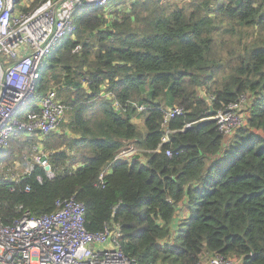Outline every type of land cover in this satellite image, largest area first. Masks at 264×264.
I'll list each match as a JSON object with an SVG mask.
<instances>
[{
    "label": "trees",
    "instance_id": "16d2710c",
    "mask_svg": "<svg viewBox=\"0 0 264 264\" xmlns=\"http://www.w3.org/2000/svg\"><path fill=\"white\" fill-rule=\"evenodd\" d=\"M167 3L75 13L74 40L68 35L48 56L36 86V95L56 89L69 118L62 134L43 141L54 177L38 164L15 182L0 177V220L50 214L57 200L75 198L85 205L86 231L117 224L123 253L138 264H202L214 255L264 264V0ZM103 85L121 105L148 107L144 135L134 111L115 112L100 97ZM241 97L245 125L222 137L208 112ZM161 106L185 114L168 124L175 132L154 153ZM11 143L30 150L36 139ZM131 145L146 162L114 164L101 187L99 174ZM180 203L188 214L172 227Z\"/></svg>",
    "mask_w": 264,
    "mask_h": 264
},
{
    "label": "built area",
    "instance_id": "2783aa9c",
    "mask_svg": "<svg viewBox=\"0 0 264 264\" xmlns=\"http://www.w3.org/2000/svg\"><path fill=\"white\" fill-rule=\"evenodd\" d=\"M25 6L20 0H0V153L9 142L21 135L36 137L40 141L57 133L64 120L66 106L53 90L36 95L41 66L52 51L60 47L65 36L75 32V13L84 8H106L113 0H31ZM80 46L74 53L80 51ZM81 85H87V79ZM100 97L110 101L115 112L126 109L145 114L148 107L134 101L121 105L101 86ZM245 98L230 103L214 112L211 119L222 137L231 136L245 125L246 111L242 110ZM162 137L158 147L169 143L168 124L184 116L178 106L159 108ZM19 114L21 117L19 118ZM39 145L33 147L36 150ZM41 148V147H40ZM138 150L133 146L120 151L99 174L104 186L111 166L120 162L131 165ZM170 156V152H166ZM43 156L42 167L48 166ZM141 164H144L138 159ZM45 171V170H44ZM48 180L54 173L45 171ZM39 183L40 177L36 178ZM27 191V190H26ZM56 210L50 214L33 216L24 211L9 224L0 220V264H138L122 251L120 227L105 224L96 233L86 231L85 205L75 198L59 199ZM21 209V208H20ZM205 264H239L238 260L211 256Z\"/></svg>",
    "mask_w": 264,
    "mask_h": 264
},
{
    "label": "rangeland",
    "instance_id": "374dc122",
    "mask_svg": "<svg viewBox=\"0 0 264 264\" xmlns=\"http://www.w3.org/2000/svg\"><path fill=\"white\" fill-rule=\"evenodd\" d=\"M20 1L22 3L24 2L25 6H32V5H34L32 3L35 2V1H31V0H20ZM117 1L118 0H113L112 2H110V4L108 6L113 5V8H114L113 11L115 13L125 14L124 13L125 12V8H127L128 4L132 0H128L126 3H123L122 1L121 2H117ZM194 1L195 0H167V2H168L167 4L183 6V5H186V4H192ZM198 1L200 2L202 0H198ZM164 3H166V0H164ZM115 4H118V7H115ZM108 6L106 7V10H108ZM71 37L74 40V35L71 36ZM66 38H67V36H65L62 39V43L66 40ZM223 38L224 39H228V35H224ZM54 51H52V53ZM48 66H49L48 57H46L44 59L43 63H42L41 70L44 69V68H46V70H47ZM51 90H53V91H55L57 93L56 89L51 88ZM200 94L202 95L203 92H201ZM245 104H246V102L244 104H242V110H244V111H245ZM18 117L20 118L21 115L19 114ZM133 118H134V121L136 122L134 124L139 128L141 134L144 135L145 134V130L143 128V118H144L143 114H134ZM68 120H69V118H68L67 112H66L65 116H64V120L61 123V126H60V128H59V130L57 132L58 134H62L63 133L62 131H65V130H63L64 129L63 126L65 124H67ZM65 133H67V135H70L68 132H65ZM70 137H73V136L70 135ZM76 138H78V137L75 136V139ZM227 138H225V139H227ZM15 139H19V138L15 137ZM13 143H11V145H10V142H9L8 147L4 151H2L1 154H0V157L4 156L5 158L9 154H12V158L7 159V160H5V161L0 163V177L2 179H6V180H10L12 182H15L18 179H20V177L22 175L28 174L32 170L33 164H38V165L42 166V161L41 160H43V156H42L43 154L41 153V148L40 147H37L36 150L32 149L36 145L31 147L32 150L31 149L29 150V148L27 150V149H25V146H18V145L13 146ZM131 146H133V145H131ZM133 147H135V146H133ZM135 149H136V147H135ZM138 157L141 158L143 163L146 162V160H147L145 154L142 153V152L139 153ZM22 161H25V164H23ZM77 166H79V163L77 165L71 167V168H76ZM172 226H174V225L172 224ZM205 258L202 260V264L206 263L207 260H205Z\"/></svg>",
    "mask_w": 264,
    "mask_h": 264
},
{
    "label": "crops",
    "instance_id": "0c3cea01",
    "mask_svg": "<svg viewBox=\"0 0 264 264\" xmlns=\"http://www.w3.org/2000/svg\"><path fill=\"white\" fill-rule=\"evenodd\" d=\"M133 123H136L135 121H134V118H132V120H131ZM24 137V135H21V136H19V137H17V138H20V137ZM25 137H27V136H25ZM35 139H36V144L35 145H39L40 147H41V153H43V151H42V147H43V141H44V139H42L41 141L39 140V139H37L36 137H34ZM15 139V138H14ZM33 149V148H32ZM139 153H140V151H138L137 152V157H138V155H139ZM1 154V153H0ZM140 158V157H139ZM187 214H188V211H187V209H186V204L185 203H180L179 205H178V208H177V211H176V215H175V218H174V221H173V225L175 226V224H177L178 222H180V221H182V220H184V218L185 217H187ZM174 226H172V227H174Z\"/></svg>",
    "mask_w": 264,
    "mask_h": 264
},
{
    "label": "water",
    "instance_id": "95a60500",
    "mask_svg": "<svg viewBox=\"0 0 264 264\" xmlns=\"http://www.w3.org/2000/svg\"><path fill=\"white\" fill-rule=\"evenodd\" d=\"M208 115L210 116V117H213L214 116V112L212 111V110H210L209 112H208ZM49 166H46V167H44V170L45 171H49Z\"/></svg>",
    "mask_w": 264,
    "mask_h": 264
}]
</instances>
